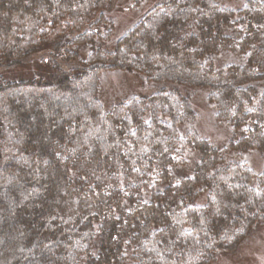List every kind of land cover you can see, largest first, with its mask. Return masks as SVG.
Segmentation results:
<instances>
[{
	"label": "trees",
	"instance_id": "1",
	"mask_svg": "<svg viewBox=\"0 0 264 264\" xmlns=\"http://www.w3.org/2000/svg\"><path fill=\"white\" fill-rule=\"evenodd\" d=\"M122 2L0 0V264H209L264 224V0H158L111 43ZM110 71L154 92L105 107Z\"/></svg>",
	"mask_w": 264,
	"mask_h": 264
},
{
	"label": "rangeland",
	"instance_id": "2",
	"mask_svg": "<svg viewBox=\"0 0 264 264\" xmlns=\"http://www.w3.org/2000/svg\"><path fill=\"white\" fill-rule=\"evenodd\" d=\"M158 0H146V2L140 5L139 9H133L127 7L126 3H120L118 9L111 13L115 18V23L118 26L113 34L111 43L115 37L120 36L129 26H131L138 18H140L145 12L152 7ZM236 2L232 3L235 6ZM127 7V8H126ZM112 17V18H113ZM49 55V49L33 54L30 59L33 60V64H26L21 67L13 69L15 75H32L35 71L43 72L46 69V65L43 67L34 63V60H40L44 56ZM31 63V62H30ZM63 63L64 68H68V63ZM0 71H6L0 69ZM154 84L151 81L146 80L143 75L135 72L128 71H110L101 74V92L102 101L105 107L111 104L117 103L124 97L132 95H145L148 96L154 91ZM198 98L196 104L201 113L199 122L200 134L207 138L209 142L216 148L224 147L231 138L229 129L223 124H214L210 119L209 111L205 108V103L201 95ZM209 264H264V224L255 227L247 238H245L238 247L228 253H222L218 255Z\"/></svg>",
	"mask_w": 264,
	"mask_h": 264
}]
</instances>
